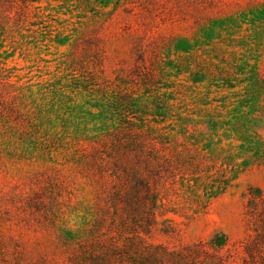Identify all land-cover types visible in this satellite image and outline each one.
Masks as SVG:
<instances>
[{
  "label": "rangeland",
  "instance_id": "1",
  "mask_svg": "<svg viewBox=\"0 0 264 264\" xmlns=\"http://www.w3.org/2000/svg\"><path fill=\"white\" fill-rule=\"evenodd\" d=\"M26 1L0 0V264H94L134 237L113 197L145 173L146 243L226 236L242 264L264 222V0ZM134 134L161 179L116 151Z\"/></svg>",
  "mask_w": 264,
  "mask_h": 264
},
{
  "label": "trees",
  "instance_id": "2",
  "mask_svg": "<svg viewBox=\"0 0 264 264\" xmlns=\"http://www.w3.org/2000/svg\"><path fill=\"white\" fill-rule=\"evenodd\" d=\"M16 1V0H12ZM22 4H27L26 0H18ZM127 147L136 156V166L143 168L147 172H152L161 179L154 167H151L149 145L137 135H132L124 145L119 144L116 151ZM159 167H164L167 163L160 157ZM146 176L138 175L135 193L137 196L133 199L128 197L120 199V193L114 195L115 202H122L121 210L124 211V218L121 220L120 227L123 230L131 229L134 237H128V241L123 245H117L111 241L109 246L98 254L89 256L94 264H224V255L219 252L224 249L227 253L231 250L229 240L226 236L221 238L218 235L212 237L208 242L194 243L185 245L177 250H170L165 245L151 244L144 241L141 235H150L157 223V208L160 194L158 181H150L148 173ZM157 185V189L156 186ZM129 208V210H128ZM254 208L253 205L250 209ZM123 216V215H121ZM251 217V210H250ZM250 221L252 217L250 218ZM254 234L246 237L243 245L242 264H264L260 262L264 256L261 254L264 248V222L256 221L253 226ZM128 232V231H124ZM221 238V239H220ZM80 264L81 259L77 261Z\"/></svg>",
  "mask_w": 264,
  "mask_h": 264
}]
</instances>
